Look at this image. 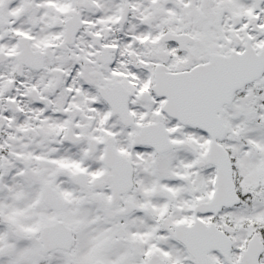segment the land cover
<instances>
[{
  "label": "snow or ice",
  "instance_id": "snow-or-ice-1",
  "mask_svg": "<svg viewBox=\"0 0 264 264\" xmlns=\"http://www.w3.org/2000/svg\"><path fill=\"white\" fill-rule=\"evenodd\" d=\"M0 264H264V0H0Z\"/></svg>",
  "mask_w": 264,
  "mask_h": 264
}]
</instances>
